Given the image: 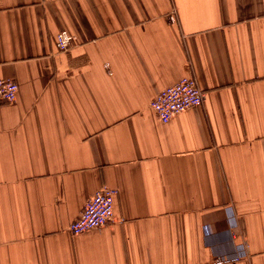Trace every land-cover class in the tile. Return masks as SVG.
Wrapping results in <instances>:
<instances>
[{
  "label": "crops",
  "instance_id": "0c3cea01",
  "mask_svg": "<svg viewBox=\"0 0 264 264\" xmlns=\"http://www.w3.org/2000/svg\"><path fill=\"white\" fill-rule=\"evenodd\" d=\"M0 78V264H264V0H0ZM103 185L114 221L69 232Z\"/></svg>",
  "mask_w": 264,
  "mask_h": 264
},
{
  "label": "built area",
  "instance_id": "2783aa9c",
  "mask_svg": "<svg viewBox=\"0 0 264 264\" xmlns=\"http://www.w3.org/2000/svg\"><path fill=\"white\" fill-rule=\"evenodd\" d=\"M75 36L62 31L57 35L60 50L71 47ZM19 84L11 78H0V104L12 103L17 99ZM206 91L201 88L193 75H184L177 82L160 90L152 99L150 106L158 118L168 122L176 114L193 106L201 105L206 99ZM119 190L108 185L101 186L86 202L80 215L68 226L72 234H80L93 228H99L114 221L115 200ZM219 258L211 264L222 263Z\"/></svg>",
  "mask_w": 264,
  "mask_h": 264
}]
</instances>
